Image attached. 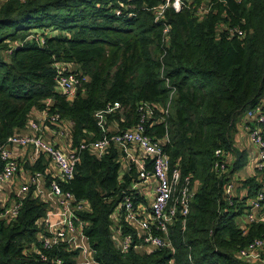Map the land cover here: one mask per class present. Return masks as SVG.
I'll return each instance as SVG.
<instances>
[{
    "label": "trees",
    "instance_id": "1",
    "mask_svg": "<svg viewBox=\"0 0 264 264\" xmlns=\"http://www.w3.org/2000/svg\"><path fill=\"white\" fill-rule=\"evenodd\" d=\"M210 1L215 3L204 15L195 7L167 8L164 21L153 16L161 0L0 2V144L23 129L49 97L52 111L71 124L72 146L109 134L99 126V112L124 129L138 122L141 102L168 105L165 122L152 111L145 133L166 135L171 167L197 181L184 225L180 218L168 225V247L125 253L115 247L111 214L136 176L133 167L120 175L118 149L99 156L83 151L73 177L60 182L88 201L89 210L78 217L101 264H251L236 253L261 235L264 225H238L248 206L238 197L232 204L223 198L227 180L217 176L214 165L219 148L235 156L230 172L244 160L232 131L264 94V0ZM233 27L243 35L231 34ZM54 62L81 71L73 99L55 91ZM114 102L119 107L105 112ZM242 185L249 187L246 198L252 197L261 186L259 176ZM45 210L46 203L29 191L13 220L0 219V264H44L30 250ZM77 253L64 243L47 254L76 264Z\"/></svg>",
    "mask_w": 264,
    "mask_h": 264
},
{
    "label": "built area",
    "instance_id": "2",
    "mask_svg": "<svg viewBox=\"0 0 264 264\" xmlns=\"http://www.w3.org/2000/svg\"><path fill=\"white\" fill-rule=\"evenodd\" d=\"M193 2L194 0H161L153 10L154 21H164V12L167 8L179 11L183 8L195 7L198 15H204L215 3L203 0L197 6ZM168 32L169 26L165 24L162 30L165 46L168 45ZM229 32L239 37L243 35L242 30L237 27L229 28ZM39 42L43 46L45 39L39 37ZM13 46L15 45L12 44V48ZM53 67L55 91L67 99H73L82 83L81 71L60 62H54ZM52 104L53 98L45 99L43 107L31 114L27 125L0 144V187L18 172L21 164L18 153L26 152L30 148H33L36 156H45L57 170V177L51 178L49 189L56 198L59 219L55 221L44 215L37 220L39 229L35 237L37 245H32L30 251L35 252L44 264H62L61 257H50L47 253L59 244H70L75 236L85 237L83 234L85 224L79 219L78 213L88 211L90 205L87 200L79 199L70 190L63 189L60 182H67L73 177L75 166L83 151L89 150L99 156L112 147L119 151L120 175L124 174L122 172L124 161L129 162L127 170L133 167L136 173L129 191L123 195L111 214V232L115 247L121 253H125L130 248L140 252H150L168 247L170 245L168 225L178 218L184 225L197 183V181L192 182L191 174L182 175L178 167H171L169 155L164 148L168 142L166 135L157 138L145 133V123L152 111L160 112L159 123L165 122L168 105L159 106L141 102L139 120L131 127L106 134L101 138L86 140L77 146L64 148L45 137L46 131H51L56 136H63L67 131L70 135V122L62 118L59 113L52 111ZM118 107L119 103L114 102L106 107L105 112H113ZM103 113L99 112L96 115L99 126L106 133ZM239 120L247 133L249 143L257 149L253 161V176H259L261 186L252 197L246 198V189L243 194L235 196V174L229 171L235 156L229 150L222 148L215 150V156L218 158L214 165L215 172L217 176L227 180L223 198L232 204L233 198L238 197L248 206L238 217V225L243 227L250 223L264 225V94L253 107L241 114ZM40 176V172H29L27 179L18 186V197L10 204L0 203V219L13 220L18 214L21 201L29 191L32 197H37L32 185ZM69 248L76 250L70 246ZM79 254H81L79 260L76 259L77 255L75 257L76 264H101L95 259L94 251L90 246L85 251H79ZM236 256L251 264H264V231L248 244L240 247Z\"/></svg>",
    "mask_w": 264,
    "mask_h": 264
},
{
    "label": "crops",
    "instance_id": "3",
    "mask_svg": "<svg viewBox=\"0 0 264 264\" xmlns=\"http://www.w3.org/2000/svg\"><path fill=\"white\" fill-rule=\"evenodd\" d=\"M239 119L240 118L236 120L235 127L232 131V139L236 150L240 154L244 155V160L242 165L234 171L235 196L243 194L245 189L248 191L247 188L249 187L243 186L242 183L244 180L249 179L254 175L253 161L257 153V149L249 143L247 133L243 129L242 123ZM119 128L120 127L117 124L115 130H118ZM106 132L111 134L113 133L110 128H106ZM45 137L55 145L63 146L64 148L72 146L71 135H68L67 131L63 136H56L53 135L51 131H46ZM18 154L21 164L16 175L10 180L2 183L0 187V203L10 204L14 198L18 197L17 189L19 184L23 183L27 179L29 172L37 171L41 173V176L37 178L36 182L32 185L34 194L46 203L45 216L57 221L59 219V207L56 198L51 194L49 189L51 178L57 177V170L45 156H36L33 148L28 149L26 152L20 151ZM128 163V161H124L122 168L123 173L127 170ZM67 245H69L72 249L76 248L78 252L76 257L77 260H79L81 256L79 251H85V249L89 247L86 238H82L80 236H75L74 240Z\"/></svg>",
    "mask_w": 264,
    "mask_h": 264
},
{
    "label": "rangeland",
    "instance_id": "4",
    "mask_svg": "<svg viewBox=\"0 0 264 264\" xmlns=\"http://www.w3.org/2000/svg\"><path fill=\"white\" fill-rule=\"evenodd\" d=\"M0 2H1V0H0ZM71 68H72V69H77V70H78V68H77L76 66H71ZM107 122H108V125H107ZM117 124H118V122L115 121V120H113V119H112V120H111V119H108V121H107V119H106L105 127H106V128H110V130H111L113 133H115V132L119 131V129H118V130H115ZM121 130H122V129H121ZM109 134H111V133H109Z\"/></svg>",
    "mask_w": 264,
    "mask_h": 264
}]
</instances>
